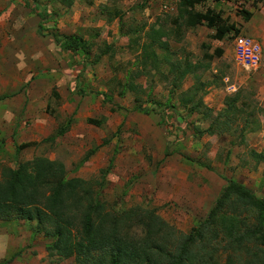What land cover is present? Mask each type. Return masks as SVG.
<instances>
[{"label":"rangeland","instance_id":"1","mask_svg":"<svg viewBox=\"0 0 264 264\" xmlns=\"http://www.w3.org/2000/svg\"><path fill=\"white\" fill-rule=\"evenodd\" d=\"M15 1L22 25L17 42L20 49L35 47L39 64L28 62L26 48L17 53L26 63L10 62V68L4 63L11 61L3 42L11 20L0 16V177L5 168L36 157L60 162V177L84 180L104 225L123 220L132 207L151 209L173 227L174 236L206 216L226 179L264 196V0L194 4V11L211 10L238 29L221 38L215 37L216 26L205 21L186 25L179 17V0H73L70 6L61 0H29L28 7ZM33 5L45 7L51 17L40 19ZM50 33H73L89 41L82 71L69 69ZM237 33L260 42L257 69L248 71L236 62L232 42ZM52 57L62 59L63 66L53 64ZM185 65L195 67L178 78ZM74 80L81 94L71 91ZM194 88L201 103L191 113L188 91ZM4 101L10 102L4 106ZM138 105L150 111L131 110ZM80 202L69 207L74 234L82 229L79 214L88 199ZM119 228L130 244L143 236L136 215ZM47 229L54 225L17 213L0 218V264H108V254L88 260L48 255L46 246L54 237ZM216 253L219 264H230V251ZM128 258L129 264H152Z\"/></svg>","mask_w":264,"mask_h":264},{"label":"trees","instance_id":"2","mask_svg":"<svg viewBox=\"0 0 264 264\" xmlns=\"http://www.w3.org/2000/svg\"><path fill=\"white\" fill-rule=\"evenodd\" d=\"M22 1L26 7L30 6L29 0ZM72 1L61 0L68 6ZM200 1L179 0V17L186 25L194 26L205 21L207 26H216V38H221L231 29L238 31L233 23L222 21L219 15L211 10L204 13L194 11V4ZM36 8L39 11L36 12ZM31 10L42 20L51 17L45 7L33 5ZM245 13L248 17L249 13ZM37 27L38 33L42 34V21L38 22ZM50 36L59 46V54L65 58L69 69L82 71L86 65L83 57L88 56L89 41L73 33H50ZM149 46L148 44L144 48L146 57L150 55L147 51ZM79 57L83 59L79 60ZM193 67L195 65L181 67L178 70V78H182ZM127 85L132 91L135 90L132 83ZM70 87L72 92L78 91L81 94V90L74 89L77 87V81L74 80ZM188 93H191L190 101L193 102L189 108L192 113L198 109L201 102L200 98H197L198 95L193 96L198 94L197 88ZM131 110L148 113L150 108L138 105ZM87 121L98 123L91 118ZM65 128L66 126L60 127L56 136L61 135ZM52 137H46L44 140ZM97 148L98 146L93 147L91 152ZM63 171L62 163L36 157L14 169L5 168L0 177V218L17 213L26 220L35 219L38 223L48 221L53 224L54 229L47 231L52 233L54 240L46 248L48 255H54L58 260L72 255L88 260L99 253L101 257L108 254V264L133 263L128 258L132 255L136 261L139 259V262L152 264H219L216 251L223 248V251L231 252L227 256V262L230 264H264V196L256 195L237 180L226 179L206 216L188 232L179 233L177 236H174L173 227L154 210L137 207L126 210L124 217L136 215L143 229L140 241L130 244L128 240L123 239L119 228L125 218H113L109 225H104L98 204L90 202L92 192L83 187L84 180L78 177L63 179L60 177V172ZM52 178L58 179L52 182ZM70 198H73V202L69 201ZM83 199H88V202L79 214L82 229L79 234H74V220L73 216H70L73 211H69V207L79 205Z\"/></svg>","mask_w":264,"mask_h":264},{"label":"crops","instance_id":"3","mask_svg":"<svg viewBox=\"0 0 264 264\" xmlns=\"http://www.w3.org/2000/svg\"><path fill=\"white\" fill-rule=\"evenodd\" d=\"M19 8L20 7L15 0H13V1H11V0H0V16L9 18L7 21L11 20L9 23H7V26H8L7 28L10 29L11 32H9V35H7V32H6V36L3 37L4 38V40H3L4 45L7 43L8 47H9V49L6 50V52H5V56L10 57L11 61L8 60V58H6L4 60V63L8 64L7 66L9 68L11 67L10 62L12 64V66H14V64L20 65L21 62H24V63L27 62L26 57L24 59L26 61H24L23 59L19 60L18 55H17V53L20 54L22 50L24 51V48H26L28 50V57H30L28 62L33 63V66H36L37 64H39L37 62V59L34 58V56L38 50L35 47L32 48L31 45L25 46L24 48L20 49V45L17 42L19 40L18 36L21 32V26H22V25L20 26L21 22H20V19L18 18V15L20 13ZM9 52H11V53L9 54ZM51 60L53 61V64L60 63V66L61 67L63 66V63H61L63 61L62 59H60L61 62L59 60L55 59L54 57H52ZM19 71L20 70H18V72ZM16 87H18V85ZM8 102H10V101H8ZM8 102L5 103V101H4L2 104H4V106H5V104H9ZM1 109H3V108H1ZM6 111L8 112V108L6 109Z\"/></svg>","mask_w":264,"mask_h":264},{"label":"built area","instance_id":"4","mask_svg":"<svg viewBox=\"0 0 264 264\" xmlns=\"http://www.w3.org/2000/svg\"><path fill=\"white\" fill-rule=\"evenodd\" d=\"M233 55L236 62L245 70L251 71L259 67L261 58L260 42L245 33L233 36Z\"/></svg>","mask_w":264,"mask_h":264}]
</instances>
